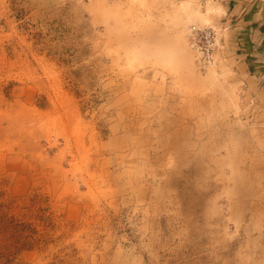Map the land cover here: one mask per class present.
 Listing matches in <instances>:
<instances>
[{"label":"rangeland","instance_id":"1","mask_svg":"<svg viewBox=\"0 0 264 264\" xmlns=\"http://www.w3.org/2000/svg\"><path fill=\"white\" fill-rule=\"evenodd\" d=\"M183 2L0 0V264H264V64Z\"/></svg>","mask_w":264,"mask_h":264},{"label":"crops","instance_id":"2","mask_svg":"<svg viewBox=\"0 0 264 264\" xmlns=\"http://www.w3.org/2000/svg\"><path fill=\"white\" fill-rule=\"evenodd\" d=\"M188 2L200 9H211L213 11L210 15L211 23H216L217 18L225 20L227 16L237 15L234 25L239 29L248 27L253 30L255 54L264 64V0H188Z\"/></svg>","mask_w":264,"mask_h":264},{"label":"built area","instance_id":"3","mask_svg":"<svg viewBox=\"0 0 264 264\" xmlns=\"http://www.w3.org/2000/svg\"><path fill=\"white\" fill-rule=\"evenodd\" d=\"M227 28L217 29L211 26H191L185 36L189 49L193 55L196 68L203 72L214 63V51L224 38Z\"/></svg>","mask_w":264,"mask_h":264},{"label":"bare ground","instance_id":"4","mask_svg":"<svg viewBox=\"0 0 264 264\" xmlns=\"http://www.w3.org/2000/svg\"><path fill=\"white\" fill-rule=\"evenodd\" d=\"M190 2H183V3L180 4V6L178 8L179 13L183 17L182 20H184L183 23L185 24V26L191 25V24L193 26L194 25L195 26H198V25L200 26V25H204V24L208 23L207 19L203 15H201L196 9H193L191 7ZM179 50L184 51V48L181 47V48H179ZM160 53H161V51H159L157 54L160 55L161 61H165V58L167 56V53H161V54ZM168 53H169V51H168ZM171 53H174V52H170L169 53V57L172 56V55L173 56L175 55V53L174 54H171ZM180 54H182V53H180ZM215 69H214V66H212L211 69H210V71H209V74H208V79H210V81H213V82H216L217 79H218V74L216 73Z\"/></svg>","mask_w":264,"mask_h":264}]
</instances>
